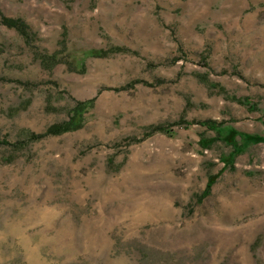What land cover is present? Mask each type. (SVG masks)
<instances>
[{
    "label": "rangeland",
    "instance_id": "obj_1",
    "mask_svg": "<svg viewBox=\"0 0 264 264\" xmlns=\"http://www.w3.org/2000/svg\"><path fill=\"white\" fill-rule=\"evenodd\" d=\"M0 16L27 33L0 23V264H264V142L226 165L197 123L264 136V0H0ZM89 99L79 128L32 138Z\"/></svg>",
    "mask_w": 264,
    "mask_h": 264
},
{
    "label": "trees",
    "instance_id": "obj_2",
    "mask_svg": "<svg viewBox=\"0 0 264 264\" xmlns=\"http://www.w3.org/2000/svg\"><path fill=\"white\" fill-rule=\"evenodd\" d=\"M0 23L4 25L7 28H13L17 32H19L20 35H22L24 38H26V24L23 20L19 18H13V17H6V16H0ZM26 40V39H25ZM123 47L120 46H112L109 49H94L92 50V56H106L110 53L118 52L123 50ZM37 57L40 58V61L43 65H54L58 62H60V59L57 57V53H53L50 55H45L43 53H37ZM49 67V66H48ZM202 79V78H201ZM203 82L208 83L205 79H202ZM211 85V84H210ZM238 102L242 104H248L246 99L237 98ZM92 99L89 100H80L76 101L75 105L70 110L71 113L69 115V118L63 122L55 123L47 127V129L43 133L39 134H32V138H41L43 136L47 135H56L61 134L63 132L79 128L82 125V113L83 111L91 104ZM197 123L204 125L209 130L215 131L216 138L215 140H221L225 144L230 145L232 147V150L230 153H228L226 156L223 157L222 161L226 165L232 164L231 161L235 157L237 153L241 151V148L245 147L248 144L251 143H258V142H264V136L263 135H257V134H249L244 132H237L231 128L228 127H222L220 123L211 120L206 119L202 121H197ZM186 125L191 124L185 123ZM163 127L161 125L153 127V131L161 130ZM239 137V140H237L236 137ZM214 140V139H212ZM239 141V142H238ZM210 139L201 138L199 143L203 147H207L209 145ZM1 143H6L5 141H2ZM212 184L211 177L209 178L208 183L206 184V189L208 190L210 188V185Z\"/></svg>",
    "mask_w": 264,
    "mask_h": 264
}]
</instances>
